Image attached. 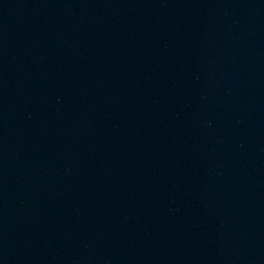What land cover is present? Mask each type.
Returning a JSON list of instances; mask_svg holds the SVG:
<instances>
[{
  "label": "water",
  "instance_id": "obj_1",
  "mask_svg": "<svg viewBox=\"0 0 264 264\" xmlns=\"http://www.w3.org/2000/svg\"><path fill=\"white\" fill-rule=\"evenodd\" d=\"M0 264H264V0H0Z\"/></svg>",
  "mask_w": 264,
  "mask_h": 264
}]
</instances>
